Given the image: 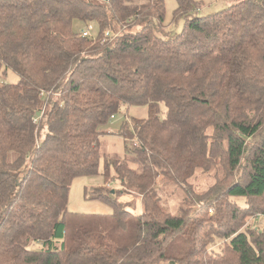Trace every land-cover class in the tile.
Masks as SVG:
<instances>
[{
    "label": "trees",
    "instance_id": "obj_1",
    "mask_svg": "<svg viewBox=\"0 0 264 264\" xmlns=\"http://www.w3.org/2000/svg\"><path fill=\"white\" fill-rule=\"evenodd\" d=\"M175 1L179 31L163 0H0V63L18 75L0 82V264H264V0ZM121 104L147 114L119 124L118 156L100 136ZM101 158L89 192L111 214L67 211ZM197 169L215 174L201 193ZM159 179L187 210L162 205ZM131 192L136 215L114 196Z\"/></svg>",
    "mask_w": 264,
    "mask_h": 264
},
{
    "label": "rangeland",
    "instance_id": "obj_2",
    "mask_svg": "<svg viewBox=\"0 0 264 264\" xmlns=\"http://www.w3.org/2000/svg\"><path fill=\"white\" fill-rule=\"evenodd\" d=\"M164 1V23L169 25V30L179 31L183 25V19L179 18L175 22L172 21V12L175 8V0H163ZM198 2L199 7L197 8V14L204 15L212 13L214 11L225 8L227 5L237 1V0H195ZM83 24L77 23L75 25L76 30L83 27ZM86 26H84L85 28ZM90 35H95L97 32V26L94 22H91L88 27ZM80 33V30H79ZM18 75L10 68L4 66L0 63V82L14 83L17 82ZM164 105L160 104V116L164 113ZM147 114L146 105H134V104H121L118 111L115 112L113 118H111L106 126L103 128L108 132L101 134L100 150L104 153H115L118 156H123L125 154L123 138L116 133V129L119 124L124 119H129L131 117L143 118ZM98 174L82 176L78 179H74L69 187L68 191V201H67V211L78 213L81 215H109L112 212V207L109 203L98 200L94 197H90L89 189L92 187L103 186L104 185V175L102 174L103 165L102 158L99 161ZM216 176H220V170ZM109 177L112 179L110 186L119 187V183L115 178V173L112 169L109 171ZM160 183L158 186V191L160 195V200L162 205L171 212L177 211L178 207H183L187 210V201L182 200L184 198V192L177 185L165 182L159 179ZM188 182L194 193H201L208 189L215 182L214 170L207 172L197 169L192 178H189ZM188 187H186L187 189ZM113 193V190H111ZM186 195L188 199L191 198L192 194L187 190ZM117 201L123 203L126 208L128 207L132 214L135 212V203L138 198L135 193H117L114 195ZM239 204H243L244 199L242 197L234 198ZM163 207V206H162ZM163 207V208H164ZM210 211V210H209ZM136 214V213H135ZM254 216V215H253ZM264 221V215L259 217ZM246 226L259 225L262 226L263 221L258 220V222H253L252 218L248 219ZM37 244L34 245V247ZM181 249V247L179 248ZM160 264H168L167 261L161 262Z\"/></svg>",
    "mask_w": 264,
    "mask_h": 264
},
{
    "label": "crops",
    "instance_id": "obj_3",
    "mask_svg": "<svg viewBox=\"0 0 264 264\" xmlns=\"http://www.w3.org/2000/svg\"><path fill=\"white\" fill-rule=\"evenodd\" d=\"M75 179H78V178H75ZM127 209L129 210V211H131L128 207H127ZM135 212H133L134 214L136 213V214H139L140 212H141V203L139 202V201H136V203H135ZM132 212V211H131ZM135 214V215H136Z\"/></svg>",
    "mask_w": 264,
    "mask_h": 264
},
{
    "label": "built area",
    "instance_id": "obj_4",
    "mask_svg": "<svg viewBox=\"0 0 264 264\" xmlns=\"http://www.w3.org/2000/svg\"><path fill=\"white\" fill-rule=\"evenodd\" d=\"M105 33L108 34V31L106 30ZM79 34L81 36H90V33H89V29L88 28H84V29L80 30V33Z\"/></svg>",
    "mask_w": 264,
    "mask_h": 264
},
{
    "label": "water",
    "instance_id": "obj_5",
    "mask_svg": "<svg viewBox=\"0 0 264 264\" xmlns=\"http://www.w3.org/2000/svg\"><path fill=\"white\" fill-rule=\"evenodd\" d=\"M36 113H37V115L39 114V112H38V111H37Z\"/></svg>",
    "mask_w": 264,
    "mask_h": 264
}]
</instances>
